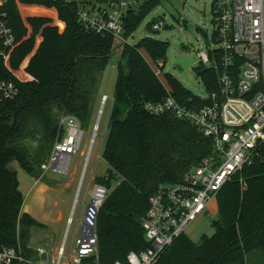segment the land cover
Returning a JSON list of instances; mask_svg holds the SVG:
<instances>
[{"label": "trees", "instance_id": "16d2710c", "mask_svg": "<svg viewBox=\"0 0 264 264\" xmlns=\"http://www.w3.org/2000/svg\"><path fill=\"white\" fill-rule=\"evenodd\" d=\"M158 1L143 0L126 11L123 37ZM76 6L65 0H7L2 6L13 43L0 59V77L12 80L18 93L0 104V245H14L16 235L23 245L29 228L44 227L20 211L16 172L8 164L15 161L26 173L39 166L60 134L59 113L86 125L96 75L109 60L112 37L83 29ZM167 46L142 37L120 49L126 71L116 64L111 97L127 108L121 117L116 105L109 109L100 151L107 168L93 178L108 190L95 218L97 264L123 261L128 250L145 248L140 221L147 197L158 184L178 181L211 152V140L187 121L142 107L144 100L160 99L165 88L178 101L191 94L171 74L162 72L160 80L140 53L156 62L163 60ZM192 70L196 76L215 77L198 66ZM260 154L262 159L242 166L216 193L213 232L197 243L180 234L154 264H264V147Z\"/></svg>", "mask_w": 264, "mask_h": 264}, {"label": "built area", "instance_id": "2783aa9c", "mask_svg": "<svg viewBox=\"0 0 264 264\" xmlns=\"http://www.w3.org/2000/svg\"><path fill=\"white\" fill-rule=\"evenodd\" d=\"M0 0V59L13 43ZM69 1V0H65ZM73 1V0H71ZM143 0H88L76 3V21L85 30L108 33L113 41L125 43L123 17ZM214 24L210 45L196 49V66L210 70L215 77L197 76L203 90L190 91L186 100H176L165 88L158 100H144L148 113H169L187 121L211 140V152L184 170L178 181L160 183L147 197L140 225L147 246L128 250L123 261L113 264H154L163 251L199 215L209 214V204L221 186L242 166L261 158L264 147V0H211ZM162 22H151L158 30ZM157 74V73H156ZM18 87L0 77V104L15 97ZM105 98L102 96L101 101ZM91 124L85 161L98 135V117ZM60 134L53 140L46 158L39 164L42 172L65 175L70 157L76 152L83 127L69 113L58 116ZM37 180H33V184ZM108 190L99 183L87 184L76 222L74 244L63 253L65 237L73 220L74 196L65 220L64 233L55 249L21 245H0V264H97L95 218ZM17 234V227H16Z\"/></svg>", "mask_w": 264, "mask_h": 264}, {"label": "rangeland", "instance_id": "374dc122", "mask_svg": "<svg viewBox=\"0 0 264 264\" xmlns=\"http://www.w3.org/2000/svg\"><path fill=\"white\" fill-rule=\"evenodd\" d=\"M73 1L87 2L88 0ZM157 21L162 22V27L156 31L149 29L148 25ZM213 24L214 10L211 0H159L125 42L134 44L142 37L166 41L168 46L163 60L151 62L142 51L140 53L160 80H163L162 72L171 74L186 89L197 93L203 90V85L192 70L197 63L195 50L204 49L210 45ZM121 46L120 43L112 41L109 60L103 70L96 75L97 87L92 98L90 116L86 125H83L79 146L68 161L66 174L42 172L39 166L34 167L30 173H26L15 161L8 164V167L16 172L17 189L22 196V212L28 213L44 224L43 228L31 227L27 231L25 244H29L32 248L43 246L55 249L64 233L65 220L77 192L78 202L73 207V220L66 233L64 255L68 253L70 245L74 244L75 220L81 214V203L87 184L93 183V178L103 175L107 168L100 157V151L106 132L109 109L111 105H116L120 110L118 117H121L127 108L126 103L116 102L111 97L116 64L119 63L123 73L126 71L124 58L120 57ZM7 63L9 64V60ZM103 95L105 98L101 101ZM99 109L101 112L98 117V135L85 161L84 153L90 127ZM61 114L63 113H59L58 116ZM90 176L93 178L89 181ZM33 180H37L35 184ZM215 211L214 201L209 204V214L197 216L186 227L183 234L194 243L199 241L201 235H210L213 232L210 222L215 218Z\"/></svg>", "mask_w": 264, "mask_h": 264}, {"label": "crops", "instance_id": "0c3cea01", "mask_svg": "<svg viewBox=\"0 0 264 264\" xmlns=\"http://www.w3.org/2000/svg\"><path fill=\"white\" fill-rule=\"evenodd\" d=\"M106 120H107V119H106ZM92 178H93V177H92V176H90V177H89V181H90ZM20 211H22V210H21V207H20Z\"/></svg>", "mask_w": 264, "mask_h": 264}, {"label": "water", "instance_id": "95a60500", "mask_svg": "<svg viewBox=\"0 0 264 264\" xmlns=\"http://www.w3.org/2000/svg\"><path fill=\"white\" fill-rule=\"evenodd\" d=\"M182 22H184V21H182ZM196 29V28H195Z\"/></svg>", "mask_w": 264, "mask_h": 264}]
</instances>
